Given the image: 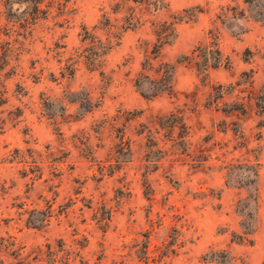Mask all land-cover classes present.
<instances>
[{"label": "rangeland", "instance_id": "obj_1", "mask_svg": "<svg viewBox=\"0 0 264 264\" xmlns=\"http://www.w3.org/2000/svg\"><path fill=\"white\" fill-rule=\"evenodd\" d=\"M33 7L0 0V264H264V0Z\"/></svg>", "mask_w": 264, "mask_h": 264}, {"label": "trees", "instance_id": "obj_2", "mask_svg": "<svg viewBox=\"0 0 264 264\" xmlns=\"http://www.w3.org/2000/svg\"><path fill=\"white\" fill-rule=\"evenodd\" d=\"M30 2L34 5L33 10L34 12L31 13L30 16H32L33 19H37L38 16H36V13L38 15V13H43L40 9H39V5L43 2V0H30ZM104 55V53H102Z\"/></svg>", "mask_w": 264, "mask_h": 264}]
</instances>
